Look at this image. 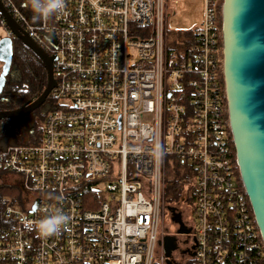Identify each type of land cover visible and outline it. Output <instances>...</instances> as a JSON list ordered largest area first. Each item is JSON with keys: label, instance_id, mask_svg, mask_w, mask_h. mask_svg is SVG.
<instances>
[{"label": "built area", "instance_id": "built-area-1", "mask_svg": "<svg viewBox=\"0 0 264 264\" xmlns=\"http://www.w3.org/2000/svg\"><path fill=\"white\" fill-rule=\"evenodd\" d=\"M177 1L64 0L41 18L29 0H0L54 56L38 142L0 149V182L21 191V208L0 214V264H167L172 160L193 172L195 200L193 255L170 264H264L228 121L222 0H203L174 54L165 24ZM0 27L14 38L1 13ZM58 214L66 220L44 235Z\"/></svg>", "mask_w": 264, "mask_h": 264}, {"label": "water", "instance_id": "water-1", "mask_svg": "<svg viewBox=\"0 0 264 264\" xmlns=\"http://www.w3.org/2000/svg\"><path fill=\"white\" fill-rule=\"evenodd\" d=\"M0 13L14 38L31 50L46 70L45 87L35 99L15 109L0 110V121L17 120L46 101L54 86V56L20 29L1 2ZM221 38L224 93L238 172L264 243V0H222ZM12 41L7 36L0 38V93L11 66ZM37 204L38 200L30 211ZM173 210V206H168V211ZM172 238H162L167 264L175 248Z\"/></svg>", "mask_w": 264, "mask_h": 264}, {"label": "rangeland", "instance_id": "rangeland-1", "mask_svg": "<svg viewBox=\"0 0 264 264\" xmlns=\"http://www.w3.org/2000/svg\"><path fill=\"white\" fill-rule=\"evenodd\" d=\"M173 9L175 10L174 14H171L166 21V47L171 50L172 53L178 54L181 51L180 42L184 39L182 31L188 29H194L199 24L202 17V9H203V0H178L176 4L173 5ZM185 34V33H184ZM3 36V30L0 27V37ZM50 106H48L49 108ZM41 109L40 115H43L48 109ZM43 120H39L38 117L35 118V126L33 130L28 131H20L17 130L12 137V143L16 145H35L41 134V126ZM2 126V123H1ZM9 146V145H8ZM166 186L170 185L172 181H179L181 176L186 175V180H183L181 184V193L182 196L178 197L176 195V191L172 190L166 192L165 202L167 206H175L182 201H185L188 206H191L192 201L187 198L194 191V174L187 168H183L179 161L172 160V165L168 163L164 168ZM11 178V177H9ZM12 191H18L17 194H12ZM17 207L21 208V191L16 186L15 183L10 180H2L0 182V214L2 210L6 207ZM162 225L164 228L166 227L165 235H172L176 232V227L174 222L171 220L168 209L165 211V214L162 216ZM161 248L157 251V256L161 255ZM173 260V257L171 256ZM183 258H175V261H182Z\"/></svg>", "mask_w": 264, "mask_h": 264}, {"label": "trees", "instance_id": "trees-1", "mask_svg": "<svg viewBox=\"0 0 264 264\" xmlns=\"http://www.w3.org/2000/svg\"><path fill=\"white\" fill-rule=\"evenodd\" d=\"M46 83V70L43 62L19 40L13 38L12 41V59L8 74L5 77L4 86L0 93V110L15 109L32 99H35L44 89ZM48 100L41 105L40 108L34 110L29 115L17 119H3L0 121V149L12 143V135L17 131L33 130L35 126V118L43 120L44 115H40L41 109L48 108ZM49 109V108H48ZM46 109V110H48ZM2 123V126H1ZM184 176V177H183ZM179 181H172L166 186V192L176 191L178 197L182 196L181 184L186 180L187 176L183 175ZM18 191H12L17 194ZM195 200L194 191L187 198Z\"/></svg>", "mask_w": 264, "mask_h": 264}, {"label": "flooded vegetation", "instance_id": "flooded-vegetation-1", "mask_svg": "<svg viewBox=\"0 0 264 264\" xmlns=\"http://www.w3.org/2000/svg\"><path fill=\"white\" fill-rule=\"evenodd\" d=\"M1 68V63H0ZM41 107V106H40ZM39 107V108H40ZM174 210L169 211L170 217H174L172 220L176 227V232L172 234L173 243L175 248L171 253L173 259L183 258L186 259L193 255V225L191 210L193 206H188L185 201H182L180 205L173 206Z\"/></svg>", "mask_w": 264, "mask_h": 264}, {"label": "clouds", "instance_id": "clouds-1", "mask_svg": "<svg viewBox=\"0 0 264 264\" xmlns=\"http://www.w3.org/2000/svg\"><path fill=\"white\" fill-rule=\"evenodd\" d=\"M30 7L37 17L46 18L51 13H62L64 0H29ZM66 220L62 214L48 218L41 222L44 235H52L59 230V226Z\"/></svg>", "mask_w": 264, "mask_h": 264}]
</instances>
